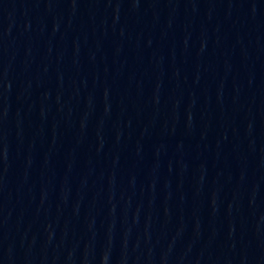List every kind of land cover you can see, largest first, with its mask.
I'll use <instances>...</instances> for the list:
<instances>
[{
  "label": "water",
  "instance_id": "95a60500",
  "mask_svg": "<svg viewBox=\"0 0 264 264\" xmlns=\"http://www.w3.org/2000/svg\"><path fill=\"white\" fill-rule=\"evenodd\" d=\"M0 264H264V0H0Z\"/></svg>",
  "mask_w": 264,
  "mask_h": 264
}]
</instances>
